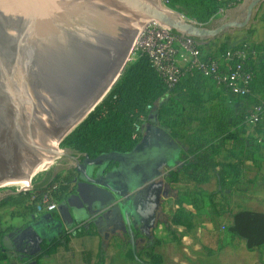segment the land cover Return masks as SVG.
<instances>
[{
	"label": "crops",
	"instance_id": "crops-1",
	"mask_svg": "<svg viewBox=\"0 0 264 264\" xmlns=\"http://www.w3.org/2000/svg\"><path fill=\"white\" fill-rule=\"evenodd\" d=\"M251 2L245 0L224 17L214 18L218 19L215 25L244 21ZM251 26L257 34H250L247 43L263 49L264 1L243 29ZM200 44L207 41L200 40ZM263 62L264 55L251 62L258 74L251 97L241 99L220 92L210 96L214 105L209 115L222 112L229 131L221 153L228 165L227 185H220V167L211 173L219 181L214 194L207 189L203 192L202 186L180 173L189 145L153 113L131 149L89 153L65 146L50 169L34 178L30 186L18 191L3 188L0 264H85L87 256L91 264H264V252L249 251L245 241L233 238L228 231L230 212L264 213V119L259 124L234 119L253 112L258 101L264 100ZM223 100L225 106H219ZM239 101L241 105L236 107ZM215 126L209 124L213 132ZM49 176L50 183L59 180L63 187L58 208L37 214L27 209L26 203L38 193L43 196L41 192L49 184L41 191L34 188ZM208 196L212 204L207 202ZM224 196L229 212L218 215L213 203H220ZM38 224L51 225V232L41 234ZM30 226L44 240L40 251L22 235Z\"/></svg>",
	"mask_w": 264,
	"mask_h": 264
},
{
	"label": "water",
	"instance_id": "water-1",
	"mask_svg": "<svg viewBox=\"0 0 264 264\" xmlns=\"http://www.w3.org/2000/svg\"><path fill=\"white\" fill-rule=\"evenodd\" d=\"M263 1L252 0L242 22L204 26L158 0H0V189L50 169L150 22L209 40L247 26ZM25 229L40 251V233Z\"/></svg>",
	"mask_w": 264,
	"mask_h": 264
},
{
	"label": "trees",
	"instance_id": "trees-1",
	"mask_svg": "<svg viewBox=\"0 0 264 264\" xmlns=\"http://www.w3.org/2000/svg\"><path fill=\"white\" fill-rule=\"evenodd\" d=\"M179 0H175L177 2ZM208 1V2H207ZM211 1V3H209ZM195 5L201 6V23L210 22L218 11V6L214 0H195ZM212 4V5H211ZM173 7V6H172ZM185 14L191 15L190 12H186L183 9H178ZM175 34L181 36L180 34L173 31ZM183 37V36H181ZM198 42L200 40L194 39ZM264 55V48L262 49ZM264 62L261 64L263 68ZM252 68V67H251ZM254 71V80L252 82V93L249 97L254 94V88L257 81V73ZM131 77L136 78L138 81H143L146 83L155 82L158 86L157 89L160 91H165L163 83L158 78L156 72L151 68L149 60L147 58H142L131 68ZM137 81V82H138ZM200 78L189 79L180 84L174 92L180 95L181 102L190 101L194 99L198 93L199 89L203 86V82ZM137 84V83H136ZM115 94L119 97V102H117V107L111 103V96H109L108 101H106L103 107L106 108V112L102 114L101 110L91 114L87 120L80 126V128L75 132L72 137L67 138L66 145L74 147V149L89 152V153H109L115 150L127 151L131 149L136 141L132 140L133 123L134 120L131 115L137 110H142L148 103V99L144 94V91H140V87L134 88L133 90L127 88V85L121 86L117 89ZM153 109L148 113V122L154 113L158 121H163L167 125V106L165 102L160 98L156 99V104H152ZM245 113L237 115L238 118H234L235 121L240 123H245L243 116ZM211 116V121L202 123L203 128L211 134H205L204 132L200 137L196 139L189 140V152L186 157L184 164L179 168V172L187 175L188 178L193 181L197 186H202L209 182L210 174L214 172L217 167H220L219 172L220 185L224 187L227 185L226 179L228 178V165L226 161L218 162L217 157L222 153L223 147H225V140L229 131L227 128L226 118ZM214 120V121H213ZM215 123L216 131H212V127L209 124ZM175 137L177 136L174 134ZM77 140V141H76ZM51 177L49 176L47 181L40 187H35V191H41L42 186L49 184L41 193L37 194V198L32 202L26 203V208L30 210H35L37 214V206L43 200L44 196L49 197L59 201L62 194V185L59 180H55L50 183ZM174 182H178V177H175ZM57 187L54 189V187ZM31 198L30 193L27 192L26 199ZM219 205L222 206V208ZM213 206L217 210L218 215H223L228 213V205L220 203H213ZM225 208V210H223ZM179 213L178 216L180 217ZM232 217L231 224L228 226V231L233 238L243 240L246 243V247L249 251L264 252V213L251 211V210H239L237 212H230ZM65 241L68 238L65 236ZM85 264H91L90 258L87 256L85 258Z\"/></svg>",
	"mask_w": 264,
	"mask_h": 264
},
{
	"label": "built area",
	"instance_id": "built-area-1",
	"mask_svg": "<svg viewBox=\"0 0 264 264\" xmlns=\"http://www.w3.org/2000/svg\"><path fill=\"white\" fill-rule=\"evenodd\" d=\"M214 1L218 6L214 18L224 17L228 11L245 2V0ZM133 54H136L137 62L142 58L149 60L151 68L163 83L165 92L172 93L184 81L200 78L217 82L223 96L245 99L252 93L255 75L251 62L262 56L263 52L259 47L247 44L220 58L205 52L200 42L181 37L157 22H150L140 32ZM111 94V103L117 107L119 97L115 93ZM152 109V104H147L142 110H137L131 115L134 120L133 141L137 142L140 139L143 125L148 122V113ZM101 111L104 114L106 108L102 107ZM243 119L245 123L259 124L264 119V100L256 105L253 112L245 113ZM56 188L55 186L54 189ZM57 208V201L46 195L37 206V211L53 212Z\"/></svg>",
	"mask_w": 264,
	"mask_h": 264
},
{
	"label": "rangeland",
	"instance_id": "rangeland-1",
	"mask_svg": "<svg viewBox=\"0 0 264 264\" xmlns=\"http://www.w3.org/2000/svg\"><path fill=\"white\" fill-rule=\"evenodd\" d=\"M194 2H195V0H179L177 2H175V0H161V3L164 6H166L167 8L179 13L181 15V17L186 21L194 22V23L204 25V26H214L215 20H218V19H215L214 21L212 19L208 23L207 22L206 23L200 22L201 21L202 8H201V6L197 7ZM209 3H211V1ZM178 9H183L186 12H190L191 15L185 14L184 12H182L181 10H178ZM220 18H222V17H219V19ZM256 30L257 29H255L254 26H251V28H249V29L241 28V29H235L232 31H227V32L223 33L222 35H220L216 38L206 40L207 44H200V45L204 49L205 52H208V53L214 54L220 58H223L229 52H231V51H233V50H235V49H237L243 45H247L248 44L247 42H249L248 38H249L250 34H252L253 36L256 35L257 34ZM137 60H138V58H137L136 54L135 55L132 54L129 62L126 64V66H125L124 70L122 71L120 77L118 78V80L114 84L116 87H114V85L112 86L109 94L100 103V105L97 106V108L93 111L92 114L101 110L104 103L106 101H108L110 94L117 92V89L120 88L121 86L127 85V88H129L131 90H133L134 88L140 87V91H144V94L146 95V97L148 99V101H147L148 103L155 105L157 98H160L161 100H163L165 102V106H167V110H168L167 126L171 130V132H173V134H176L180 138L182 137L184 142H188L189 140L196 139V137H200L203 132L205 134H208V135L211 134V132L207 133V131L202 127V123L203 122L206 123V122H208V120H209V122L211 121V115H209V114L213 108V105H214L213 100L214 99H212L210 96H212V95L214 96L215 93L221 91V87L219 86V84L215 81H209V80L204 81L203 86L199 89V93L194 99H192L190 101L181 102L180 95H178L176 92L170 93V92H165L164 90L163 91L158 90L157 89L158 85L155 82H152L149 84V83H146L143 81H138L136 78H132V80H131L130 77H131L132 71H130V70L134 66V64L137 63ZM261 101H263V100H261ZM240 102L241 101L236 103V107H239L241 105ZM260 102L258 101L257 104H259ZM225 104H226L225 100H223L222 102H219V106L224 107ZM205 108H207V112L203 113L202 110ZM225 112H226V110H225ZM217 114L218 115H215V116H225L222 112L217 113ZM236 118H238V116ZM80 126H78L71 134H69L67 136V138L72 137L75 134V132L80 128ZM67 138L59 146V152H63L62 149L66 145ZM222 157H223V154H221L219 156V158L217 159L218 162L221 163L223 161ZM43 172L44 171H41L37 176H39ZM211 178H214L213 183L210 181ZM210 180L208 183L202 185V188L200 190H202L204 192V190L207 189L210 192V191H213L215 188L218 187L219 181H218V178L216 175H213V177H212V174H210ZM29 185H30V183L28 184V186ZM7 189L18 191V190H22L25 188H19L16 186H9V187H6V190ZM3 190H5V189H1L0 192H2ZM215 192L216 191H213V194ZM224 194L228 195V193H225V192H224ZM208 197H209L208 198L209 201H207V202L212 204L211 203L212 200L210 201V199L212 197H210V196H208ZM227 200H228V198L226 196H224L221 201L223 204L228 205ZM219 206L222 208V206H225V205H219ZM223 210H225V208H223ZM50 229H52V227H51V225H48V224H43V225L38 224L37 225V230L43 235L46 234V232L50 233L51 232Z\"/></svg>",
	"mask_w": 264,
	"mask_h": 264
},
{
	"label": "bare ground",
	"instance_id": "bare-ground-1",
	"mask_svg": "<svg viewBox=\"0 0 264 264\" xmlns=\"http://www.w3.org/2000/svg\"><path fill=\"white\" fill-rule=\"evenodd\" d=\"M160 3H161V0H158ZM133 54V53H132ZM131 54V55H132ZM131 55H130V58H131ZM129 58V60H130ZM120 77V75H117L116 78L112 81V83L109 85V87L107 88V90L105 91L101 101L99 102L98 105H100V103L105 99V97L109 94L112 86L115 84V82L118 80V78ZM97 105V106H98ZM97 108V107H95ZM32 178V175L29 176L26 180L22 181V182H16V183H10L9 186H16V187H19V188H27L28 184L30 183V179Z\"/></svg>",
	"mask_w": 264,
	"mask_h": 264
}]
</instances>
